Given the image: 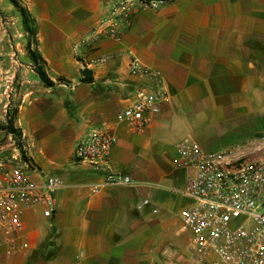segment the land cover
Returning <instances> with one entry per match:
<instances>
[{
    "label": "crops",
    "instance_id": "0c3cea01",
    "mask_svg": "<svg viewBox=\"0 0 264 264\" xmlns=\"http://www.w3.org/2000/svg\"><path fill=\"white\" fill-rule=\"evenodd\" d=\"M19 2L36 20L34 48L54 86L44 87L30 63L12 67L19 43L5 34L0 62L9 68L0 73L14 82L24 156L63 187L51 217L41 207L23 214L26 247L7 255L0 245V264H174L189 245L178 215L193 204L180 193L193 170L175 166L176 144L261 152L264 0H170L137 10L120 40L92 34L112 0ZM128 52L161 73L160 111L142 130L118 120L144 85L128 72ZM94 128L116 136L110 166L130 185L86 189L103 178L74 159V148Z\"/></svg>",
    "mask_w": 264,
    "mask_h": 264
},
{
    "label": "built area",
    "instance_id": "2783aa9c",
    "mask_svg": "<svg viewBox=\"0 0 264 264\" xmlns=\"http://www.w3.org/2000/svg\"><path fill=\"white\" fill-rule=\"evenodd\" d=\"M170 0H112V7L92 34L120 40L137 10H157ZM128 72L144 85L118 120L134 129L145 128L160 111L163 98L161 73L144 65L128 52ZM99 58L96 63H105ZM7 81L0 105V245L14 255L26 244L19 243L23 214L41 207L51 217L56 193L63 187L55 176L41 175L35 165L22 158V137L6 128L12 89ZM261 152L204 151L191 140L175 146L177 168L193 170L180 193L193 204L179 212L180 230L187 236L192 264H264V135ZM116 136L105 128H94L74 148V159L87 164L103 181L86 187L91 195L106 185L128 186L127 175L114 172L110 152ZM146 203V202H144Z\"/></svg>",
    "mask_w": 264,
    "mask_h": 264
},
{
    "label": "rangeland",
    "instance_id": "374dc122",
    "mask_svg": "<svg viewBox=\"0 0 264 264\" xmlns=\"http://www.w3.org/2000/svg\"><path fill=\"white\" fill-rule=\"evenodd\" d=\"M11 9H7V8ZM0 24L3 25V28H0V36L5 34L6 37L10 38L11 40H13L12 38H14L15 43H19L18 46L13 47V59L14 61L11 62L12 63V67L16 68V67H20V65H24L23 67H25V64L30 63L28 58L26 57V53H25V47L27 44V37H26V42L23 41V34H22V28H21V23H20V17L18 15V13L13 9V7L10 5V3L8 2V0H0ZM8 27V28H7ZM13 44V43H12ZM17 48V50H16ZM21 52H24V55H21ZM31 64V63H30ZM1 65H3V68H9L7 65L8 64H4V61L2 63V61L0 62V70H1ZM31 67V65H30ZM32 69V67H31ZM5 72H1L0 73V105L2 104L1 102L3 101V91L5 89V85L6 82L9 81L10 83V88L12 89V96L10 97V104H11V108H16V98L13 96L14 95V82L13 80H9L6 79L4 77H1L4 75ZM6 76V75H5ZM212 151H217V150H212ZM187 238V236H185ZM184 249V253L183 256L180 257V253L178 256V259L176 257V255H172V260L174 261V264H192L191 263V254L189 251V245L186 242V244H184L183 246ZM48 253L45 254V259L48 258ZM40 257V256H39ZM37 259V258H36Z\"/></svg>",
    "mask_w": 264,
    "mask_h": 264
},
{
    "label": "trees",
    "instance_id": "16d2710c",
    "mask_svg": "<svg viewBox=\"0 0 264 264\" xmlns=\"http://www.w3.org/2000/svg\"><path fill=\"white\" fill-rule=\"evenodd\" d=\"M8 2L18 13L20 17L21 28L27 36V44L25 47V52H26V57L31 63L32 70L34 71V73L36 74L39 81L42 83L44 87L54 86V82L48 77L45 71V61L43 60L40 52L36 48H34L37 44V40H36L37 29H36L35 18L31 16L28 9L25 6H23L19 2V0H8ZM31 45H33V48H31ZM81 81L87 82L89 81V79L84 78ZM15 114H16V108H11L8 114L9 118L7 119L6 128L8 131L12 132L15 136L20 137L21 136L20 131L14 127ZM21 153H22V158L25 159L26 157L23 154L24 152L21 151Z\"/></svg>",
    "mask_w": 264,
    "mask_h": 264
}]
</instances>
